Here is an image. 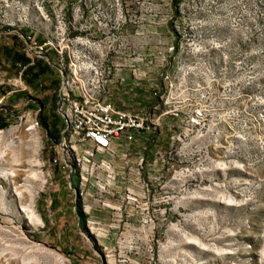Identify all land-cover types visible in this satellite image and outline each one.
<instances>
[{"label":"rangeland","instance_id":"rangeland-1","mask_svg":"<svg viewBox=\"0 0 264 264\" xmlns=\"http://www.w3.org/2000/svg\"><path fill=\"white\" fill-rule=\"evenodd\" d=\"M58 14L70 37L88 27L108 66L149 54L163 64L156 114H143L157 146L144 179H158L142 199L127 175L119 192H137L139 203L121 217L99 212L88 233L50 225L58 179L45 115L16 113L0 130V264H264V0H0V25L28 30L16 33L23 53L21 36L36 27L45 42ZM161 19L168 50L137 53L146 41L161 47L146 33ZM50 116L59 123L55 109Z\"/></svg>","mask_w":264,"mask_h":264},{"label":"built area","instance_id":"built-area-1","mask_svg":"<svg viewBox=\"0 0 264 264\" xmlns=\"http://www.w3.org/2000/svg\"><path fill=\"white\" fill-rule=\"evenodd\" d=\"M40 16L45 21H51L49 16L42 13ZM78 18L79 14H73L72 21ZM55 20L57 27L54 34L43 43L37 41L36 36L41 32L36 27L32 28L33 36H21L26 57L32 61L42 60L56 69L61 80L56 112L62 121V128L58 142L53 143L48 169L53 177H64L70 189L80 197L87 222L100 225L90 221L95 212H110L112 216L120 213L121 217L128 205L139 203L137 192L129 188L124 196L119 192L128 179L127 175L133 177L135 187L140 185V198L148 199L153 189L151 181L156 182L158 178L148 177L146 182L144 171L149 166L146 156L141 154L133 158L128 152L131 146L137 144L138 137L151 135L152 127L142 113L119 109L109 99L111 88L117 83L114 66L106 65L101 42L89 39L92 34L88 32V27L81 28L83 32L70 37L71 22H67L61 14L55 15ZM2 28L4 26L0 25V43ZM173 50L172 47L169 51ZM128 66L136 76L134 64ZM18 81L22 82L21 78ZM163 82L166 86L170 85L168 72L163 75ZM38 124L36 120L35 125ZM123 142L127 146V154H121L118 149ZM158 154L156 164L164 165L163 154ZM121 158L132 161L118 167L117 161ZM114 222L120 220L114 219ZM144 223L148 224L146 219Z\"/></svg>","mask_w":264,"mask_h":264},{"label":"crops","instance_id":"crops-1","mask_svg":"<svg viewBox=\"0 0 264 264\" xmlns=\"http://www.w3.org/2000/svg\"><path fill=\"white\" fill-rule=\"evenodd\" d=\"M161 20L165 24L150 27L146 31V33H151L159 45L162 44L161 47L149 45V42L146 41L136 47L137 53H152L155 49L157 51L168 50L166 48L169 44L166 37L170 36L168 20ZM19 31L28 33L25 28H2L1 30L3 38L0 44V73L4 77L0 82V128L10 126L14 115L23 110L42 112L45 115L42 124L47 127L49 133H54L57 136L56 142H58L62 128V121L56 112L60 76L56 69L50 68L41 60L32 61L26 57L22 51V42L19 40V36H16ZM141 56L129 60L125 59L124 62L117 58L113 67L114 78L117 83L111 88L109 99L119 109L155 116L153 102L161 88L159 76L163 64H159L157 58L155 60L151 54L147 58L152 63ZM53 57L55 58V56ZM131 63L135 66L136 76L133 75V70L128 66ZM19 78L22 82H17ZM121 79L123 81H120ZM15 83L21 84L22 88L14 89ZM54 109L59 118V123L57 120H52L50 116ZM46 110L48 112H45ZM150 139L152 138L149 136L138 137L137 144L129 148L131 151L128 152V155L136 158L144 154L148 158V148L152 146ZM152 147L154 149L157 146ZM125 148L127 146L124 142L120 144L118 149L121 154L126 153ZM57 179L58 185L52 197L55 201V220L48 223L50 225L55 223L60 229L75 228L79 233L86 232L84 230V218L78 214V201L80 200L81 203L80 197L74 191L73 195H70V187L68 183L63 182L64 177L58 175ZM77 183V179H75V184ZM52 203L53 200L50 204ZM100 216L99 212H95L92 218L99 219ZM85 219L87 222L88 217L86 216Z\"/></svg>","mask_w":264,"mask_h":264},{"label":"trees","instance_id":"trees-1","mask_svg":"<svg viewBox=\"0 0 264 264\" xmlns=\"http://www.w3.org/2000/svg\"><path fill=\"white\" fill-rule=\"evenodd\" d=\"M9 126H2L1 128H0V130H3V129H5V128H8ZM49 135V138H50V140L54 143H56V141H57V136L54 134V133H49L48 134ZM78 214H79V216H81L82 218H84V221H85V227H84V230L88 233V230H87V228H86V216H85V214H84V212H83V210H82V204L80 203V200L78 201Z\"/></svg>","mask_w":264,"mask_h":264},{"label":"bare ground","instance_id":"bare-ground-1","mask_svg":"<svg viewBox=\"0 0 264 264\" xmlns=\"http://www.w3.org/2000/svg\"><path fill=\"white\" fill-rule=\"evenodd\" d=\"M32 129H35V126H31V128H30V130H32ZM6 175H9V176H15L13 173H10V174H6ZM3 177V176H2Z\"/></svg>","mask_w":264,"mask_h":264}]
</instances>
